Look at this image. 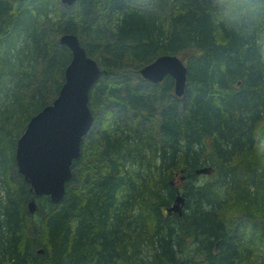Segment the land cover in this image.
<instances>
[{
  "label": "trees",
  "instance_id": "1",
  "mask_svg": "<svg viewBox=\"0 0 264 264\" xmlns=\"http://www.w3.org/2000/svg\"><path fill=\"white\" fill-rule=\"evenodd\" d=\"M66 34L100 73L93 123L52 204L32 195L13 157L62 84ZM263 44L264 0H0V264H254L264 254ZM164 55L185 68L180 98L171 78L138 75ZM176 193L179 217L164 211Z\"/></svg>",
  "mask_w": 264,
  "mask_h": 264
},
{
  "label": "water",
  "instance_id": "2",
  "mask_svg": "<svg viewBox=\"0 0 264 264\" xmlns=\"http://www.w3.org/2000/svg\"><path fill=\"white\" fill-rule=\"evenodd\" d=\"M70 7L74 0H58ZM60 45L70 54L63 70L62 84L52 102L31 116L14 145L16 173L28 185L34 197H48L52 204L61 201L64 186L71 177L70 165L80 154V143L89 131L92 117L87 107V95L100 73L96 63L87 58L77 39L72 35L58 38ZM185 68L174 56L157 57L138 70L141 79L160 83L164 77L173 82V95L180 98L185 86ZM207 167L195 171L196 175L209 174ZM182 195L176 193L173 203L164 211L181 215ZM26 209L35 210L31 198ZM41 251L38 250L37 253Z\"/></svg>",
  "mask_w": 264,
  "mask_h": 264
},
{
  "label": "rangeland",
  "instance_id": "3",
  "mask_svg": "<svg viewBox=\"0 0 264 264\" xmlns=\"http://www.w3.org/2000/svg\"><path fill=\"white\" fill-rule=\"evenodd\" d=\"M263 46H264V44H263ZM95 131H96V129H95ZM95 131H94V134H95ZM259 134H260V138L262 137V139L259 138L260 146L262 148L264 146V125L261 127ZM199 177H200L199 181H201L203 179L205 180L204 175H199ZM263 256H264V254L262 252L258 256H256V261L254 262V264H262L261 259L263 258Z\"/></svg>",
  "mask_w": 264,
  "mask_h": 264
},
{
  "label": "bare ground",
  "instance_id": "4",
  "mask_svg": "<svg viewBox=\"0 0 264 264\" xmlns=\"http://www.w3.org/2000/svg\"><path fill=\"white\" fill-rule=\"evenodd\" d=\"M66 35H68V34H66ZM72 36H74V35H72ZM76 39H77V37L76 36H74ZM77 42H78V46L80 47V48H82V50L84 51V48L80 45V43H79V41H78V39H77ZM84 54H85V56H86V53H85V51H84ZM87 58H89L88 56H86ZM89 59H91V58H89ZM92 60V59H91ZM99 76V75H98ZM98 79V78H97ZM97 81V80H96ZM148 82V81H147ZM150 83V82H149ZM95 84V83H94ZM93 84V85H94ZM151 84H153V83H151ZM92 88V87H91ZM90 88V89H91ZM90 91V90H89ZM89 93V92H88ZM87 101H88V95H87ZM89 110V109H88ZM89 113H90V111H89ZM91 115V114H90ZM91 117H92V115H91ZM92 123H93V117H92ZM91 128V127H90ZM90 130V129H89ZM88 133V132H87ZM82 141V140H81ZM81 144V143H80ZM72 164V163H71ZM71 166V165H70ZM70 173H71V171H70Z\"/></svg>",
  "mask_w": 264,
  "mask_h": 264
}]
</instances>
